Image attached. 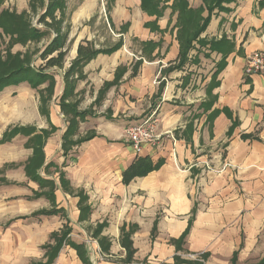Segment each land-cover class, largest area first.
I'll return each mask as SVG.
<instances>
[{
	"label": "crops",
	"instance_id": "0c3cea01",
	"mask_svg": "<svg viewBox=\"0 0 264 264\" xmlns=\"http://www.w3.org/2000/svg\"><path fill=\"white\" fill-rule=\"evenodd\" d=\"M44 1L33 9L29 0L22 12L0 7V16L27 14L31 28L43 32L41 40L16 44L25 51L13 52L14 46L9 52L28 55L31 68L50 78L36 89L24 82L0 93V140L13 128L35 129L30 137L0 141V203H44L0 221V264H47L65 232L53 264H84L74 245L91 264L96 251L101 258L121 253L122 264H174L187 254H207L204 264H259L264 75L248 77L245 68L250 55L264 52V0L213 6L201 33L210 14L204 0ZM53 1L62 5L54 18H44ZM35 15L40 26L32 24ZM102 23L119 38L115 44L100 46L93 27ZM196 35L182 56V43ZM47 39L34 55L31 47ZM153 112L155 141L137 154L126 130ZM38 141L50 165L39 168L35 181L26 165ZM140 158L159 165L124 181ZM55 218L61 227L43 244L42 259L33 261L42 235L32 236L25 224ZM84 225L90 243L71 238Z\"/></svg>",
	"mask_w": 264,
	"mask_h": 264
},
{
	"label": "trees",
	"instance_id": "16d2710c",
	"mask_svg": "<svg viewBox=\"0 0 264 264\" xmlns=\"http://www.w3.org/2000/svg\"><path fill=\"white\" fill-rule=\"evenodd\" d=\"M225 0H204L206 4L209 5V17L207 20L204 21L203 26H201L197 31L198 33L203 32L210 22V16L211 12L214 8L217 6H220L222 2ZM5 0H0V7L4 4ZM215 4H213V3ZM37 3V4H36ZM45 1L44 0H33L31 6L33 9L37 8V5L44 6ZM58 5H62V3H58L53 1L50 3V6L48 7L49 11L44 16L48 17L51 16L54 18V11L55 8ZM214 6V8H213ZM0 26L3 29L5 35L11 36V39L14 43H22L26 44L29 41H37L41 40L44 36L43 32H40L37 29L31 28V25L28 22L27 14H21L16 15L15 13H11L9 10H5L1 16H0ZM59 31H57V38L59 39ZM199 36V35H198ZM198 36H194L191 38L190 36L186 37V43L185 40L182 43V56L185 55L186 51L188 52V49L194 40L198 38ZM56 41V45L54 48H58V40ZM105 52H111V50L105 51ZM7 57L5 60H3L0 56V93L7 89V87L10 86H18L21 85L24 82H27L31 85L32 88L36 89L37 87L41 86L42 84L46 83L50 80V78L45 75L44 73H40L38 71L35 72L33 68L30 66V57L27 55L24 59L21 58L20 55H13L7 53ZM35 132L34 128H13L10 129L8 132H6L3 137L1 138V143H9L14 137L17 135H25V136H31ZM41 139V136H37L33 139H30V144L34 143L35 140ZM66 143L63 145V150L66 152ZM34 148V147H33ZM43 144H41V141H38L34 148V157L28 162L26 165L27 172L29 176H31L35 181H39L40 176H37V171L39 168L43 167L44 169H47L48 165H45V158L44 154L42 153ZM159 164H156L155 166L151 164L150 160L148 158H140L139 162L135 165V167L130 168L124 177V181L129 182L131 179L136 177H141L142 175H146L150 172H152ZM45 215H50L51 213H42ZM69 235V232H65L64 235L60 238L57 246L52 251V254H50L51 258L50 261L47 264H53L54 260L57 257V253L59 248L64 244L65 240L67 239ZM125 245L127 249V253H129V260L133 255V251L131 248V243L128 239V242H126ZM76 248L78 255H80L82 261L84 264H91L90 259L86 254V251L83 252L82 246L74 245ZM207 254L199 256L198 260H195V263L193 262H185L181 260L179 264H204L206 261ZM175 260H180L178 256L175 257ZM177 263V262H176ZM234 264V262H233ZM259 264H264V258L259 262Z\"/></svg>",
	"mask_w": 264,
	"mask_h": 264
},
{
	"label": "rangeland",
	"instance_id": "374dc122",
	"mask_svg": "<svg viewBox=\"0 0 264 264\" xmlns=\"http://www.w3.org/2000/svg\"><path fill=\"white\" fill-rule=\"evenodd\" d=\"M28 1L29 0H5L2 8L3 9L10 8L11 10H16L18 12L19 11L22 12L24 10H28V5H29ZM32 24L40 26L38 24V16L35 15L32 18ZM93 30H96L97 37H99L101 40V41H99L100 46H104V47L111 46L119 40V38L117 36L112 35V30L108 26L107 23L98 24L95 27H93ZM115 33L117 34V32H115ZM114 40H116V41H114ZM48 42H49V39L32 46L31 48H32V51H34L33 52L34 55H39L38 51H41L47 45ZM16 44H18V43H14L12 41V39L10 40L9 35L6 34L4 36L2 34V31L0 30V56L2 59L4 57L5 52L9 53V51L14 46H16ZM137 46H138V43L136 45L134 44L130 49L135 50L137 48ZM25 50H26V48H23L22 46H16L14 48L13 52H21V51H25ZM1 131H2V129L0 128V133H1ZM17 163H19V162H17ZM20 165H22V164H19L18 167H20ZM18 167H15V168L17 169ZM20 203H22V202L17 200V199H13V202L8 206L6 205L5 207L0 203V221L5 223V222H7L8 219H11V217H17L18 215L26 214V213H28V211H32V210L39 208L40 206L44 205V203L42 201H40V203H38V202L37 203H31L29 205L26 203L25 204H20ZM27 205H28V207H27ZM61 221L62 220L61 219L59 220L58 218H55L52 220H46V221L41 220V224H40V222L36 223L37 221H34L33 219L32 220L29 219L27 221L29 224L26 223L25 225H29L32 228V236L41 237V235H42L41 241H38V243L40 245L37 246L36 248H34L35 253L32 257L33 261H38V260L42 259V257H43L42 255L44 253L42 246H43V244L48 242L47 238H49L50 234L53 231H55L61 227V224L63 222V221L62 222ZM19 223H21V222H16L15 225H17ZM15 227L17 228V230H23V227H18V226H15ZM84 230H86V231L83 232ZM89 233L90 232H87V225H84L83 227H81V229H76L74 231V233L71 234V238L76 240V241H79V242L85 243L86 241H88L90 243L91 240H89V238H90ZM91 254L93 255L92 258H93L94 264H100L104 260H109L111 262H117L120 264H122L124 262V260L121 259V253L115 254L114 257H106V258H105V256L104 257L102 256V258H101V255L98 254L97 251L93 252V253L91 252ZM191 256H194V255L187 254L186 256H182L183 258L179 257L180 260H175L174 264H179L181 262V260H183L185 262L189 261V262L195 263L197 256H195L196 258H192ZM140 262H142V261H140ZM143 264H152V263H151V261L147 260V261L143 262ZM154 264H156V263L154 262ZM157 264H165V263L158 262Z\"/></svg>",
	"mask_w": 264,
	"mask_h": 264
},
{
	"label": "built area",
	"instance_id": "2783aa9c",
	"mask_svg": "<svg viewBox=\"0 0 264 264\" xmlns=\"http://www.w3.org/2000/svg\"><path fill=\"white\" fill-rule=\"evenodd\" d=\"M247 65L245 68V75L250 77L253 74L264 75V52H254L247 58ZM156 113L153 112L151 117L146 119L144 123L137 126L130 127L126 130V137L129 144L137 154L142 153L143 146L145 144H152L155 141V123ZM196 258L195 256H191ZM197 257L196 260H198Z\"/></svg>",
	"mask_w": 264,
	"mask_h": 264
}]
</instances>
